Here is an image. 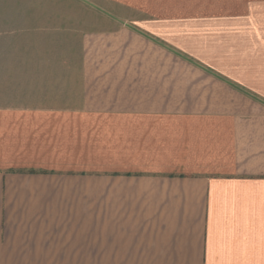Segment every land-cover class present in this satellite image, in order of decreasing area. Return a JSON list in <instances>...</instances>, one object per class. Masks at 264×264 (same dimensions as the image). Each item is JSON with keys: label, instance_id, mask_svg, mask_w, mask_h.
I'll return each instance as SVG.
<instances>
[{"label": "crops", "instance_id": "0c3cea01", "mask_svg": "<svg viewBox=\"0 0 264 264\" xmlns=\"http://www.w3.org/2000/svg\"><path fill=\"white\" fill-rule=\"evenodd\" d=\"M204 1L0 15V264H264V0Z\"/></svg>", "mask_w": 264, "mask_h": 264}, {"label": "rangeland", "instance_id": "374dc122", "mask_svg": "<svg viewBox=\"0 0 264 264\" xmlns=\"http://www.w3.org/2000/svg\"><path fill=\"white\" fill-rule=\"evenodd\" d=\"M204 2H205L204 0H191L192 7L199 6L200 3L202 5ZM70 3H71L70 0H0V9L4 10L0 12V15H4L6 19H9L7 17L8 12H6V10L13 8V7L18 9V8H22V6H25L28 9L32 8L31 11L30 10H29L30 12L15 11V15L17 16L15 19L21 20V19L26 18L29 20V19H34L32 17L38 14L36 10L38 9L37 8L38 5L40 4H43V5L47 4L49 5L48 7H52L51 5H68ZM206 3L208 4L209 13L204 18H207L208 20H211V19L218 20V17H215L213 14L218 11V4H221V3L225 4V3H230V2L227 0H206ZM33 7H35L36 10ZM48 13H52V12H46V14ZM4 63H6V61H0V67H2Z\"/></svg>", "mask_w": 264, "mask_h": 264}]
</instances>
